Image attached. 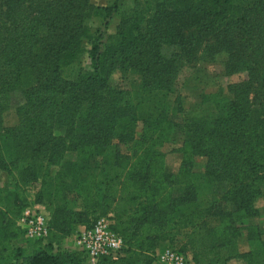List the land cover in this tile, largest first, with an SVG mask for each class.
I'll list each match as a JSON object with an SVG mask.
<instances>
[{
    "label": "trees",
    "instance_id": "obj_1",
    "mask_svg": "<svg viewBox=\"0 0 264 264\" xmlns=\"http://www.w3.org/2000/svg\"><path fill=\"white\" fill-rule=\"evenodd\" d=\"M103 12L112 13L89 0H0V171L16 181L15 191L0 189V258L86 264L79 251L54 252L72 232L67 206L43 205L50 213L46 244L17 226L29 204L26 186L41 189L50 180L55 199L78 203L82 227L111 217L123 249L96 264H155L161 248L190 264H264L260 229L234 224L256 215L253 204L264 193V0H156L150 16L122 19L114 43L101 50L102 36L85 22ZM85 39L91 73L67 80L63 70L77 62ZM219 54L226 75L246 79L227 86L226 95L204 96L206 113L174 101L177 121L159 99L172 92L179 69ZM117 69L136 72L141 85L110 88ZM15 96L17 124L6 129L2 115ZM178 136L180 168L170 173L161 149ZM200 180L225 188L185 212ZM34 198L41 204L39 191ZM242 231L255 250L237 252ZM25 240L32 248L26 256L18 247Z\"/></svg>",
    "mask_w": 264,
    "mask_h": 264
},
{
    "label": "rangeland",
    "instance_id": "obj_2",
    "mask_svg": "<svg viewBox=\"0 0 264 264\" xmlns=\"http://www.w3.org/2000/svg\"><path fill=\"white\" fill-rule=\"evenodd\" d=\"M156 0H89V3L94 7H103L109 8L112 13H101L98 15H93L89 17L85 24L89 29L90 34H100L102 39L100 41V48L104 50V47L112 45L117 36V27L120 24L122 19H125L127 16L137 15L138 17H148L153 11V6ZM83 52L79 56L76 63L65 68L63 70L62 76L67 80H74L79 73V70L83 74H90L92 62L89 58L90 44L87 39L82 42ZM176 50L174 48L168 49L164 52L165 57H170L172 53ZM226 56L224 54H219L215 56L209 62H201L197 64L195 68L182 67L179 69L174 84L172 92L167 98H160V103L167 107L168 111L173 117H176V120L179 121L181 115H175L172 113L173 108H175V102L180 104V107L184 110H189L190 113L198 111L200 113H206L210 111V105L207 108V103H203V97L218 92L223 91V94L226 95V87L241 82L246 79V74H234L226 75L224 73V63ZM139 75L132 71H121L119 69L114 70L108 79V86L110 88H119L124 90H130L132 88H138L141 84ZM20 100L18 97L12 98L11 103L8 108L4 111L2 115L3 127L6 129H11L17 124V117L15 114V106ZM174 106V107H173ZM141 125L137 126L136 129V138L140 136ZM179 136L175 141H169L166 143L161 151L164 155V164L166 169L170 173H175L180 168L181 163V154H180V141ZM73 155H68L65 160H73ZM202 162L198 163L196 166V172H200V167ZM196 185V194L197 201L194 205L183 207L185 212H191L195 208H201L210 203L214 198H216L225 188V185H208L203 181H195ZM54 183L48 180L47 185L43 188H39V185L30 184L26 186L25 197L28 201V207L25 210H36L39 207L47 204L52 208L55 206H67L68 210L73 213L70 216L71 221L73 222L71 226L72 232L70 236H66L60 239L58 242H55L53 245L54 252L57 250L74 252L75 248L74 243H76V237L82 229V225L79 220H76V212L79 211L78 203L74 200H71L69 196L65 199H55L54 196ZM8 188L9 190H16V181L13 175H8L4 171H0V189ZM41 193V204L35 203L34 195L37 192ZM44 207V206H43ZM45 208V207H44ZM253 208L256 211L255 216L243 218L241 221H236V226H256L260 229L262 233V239L264 240V193L255 200ZM24 210V211H25ZM48 219L50 220V213L46 211ZM238 228V227H237ZM1 237V236H0ZM26 242V240H25ZM48 241L43 242L46 244ZM173 242H176L177 246L181 244L182 237L177 236ZM1 244V243H0ZM31 243L26 242L18 244V247L23 250L24 256L29 254L32 251ZM74 246V248L72 247ZM256 245H250L245 241V232L242 231L241 237L236 245V250L239 253L248 252L249 250H255ZM162 249V248H161ZM159 249V250H161ZM39 250V249H38ZM157 250V253H159ZM7 255V254H5ZM27 264L19 258L12 262L10 258H0V264ZM230 264H238L235 261H231Z\"/></svg>",
    "mask_w": 264,
    "mask_h": 264
},
{
    "label": "built area",
    "instance_id": "obj_3",
    "mask_svg": "<svg viewBox=\"0 0 264 264\" xmlns=\"http://www.w3.org/2000/svg\"><path fill=\"white\" fill-rule=\"evenodd\" d=\"M48 215L43 206L36 210H25L17 220V226L28 240L46 242L49 236ZM110 216L97 218L91 227H82L76 237V246L83 253L86 264H96L101 257L116 259L123 249L122 239L111 230ZM155 264H190L183 255L172 249H164L156 254Z\"/></svg>",
    "mask_w": 264,
    "mask_h": 264
},
{
    "label": "crops",
    "instance_id": "obj_4",
    "mask_svg": "<svg viewBox=\"0 0 264 264\" xmlns=\"http://www.w3.org/2000/svg\"><path fill=\"white\" fill-rule=\"evenodd\" d=\"M35 207H39L38 205L37 206H35ZM74 245H75V248H74V246H72L74 249H73V251H79L78 250V248H77V246H76V243H74ZM160 253V252H159ZM189 259H190V256H189Z\"/></svg>",
    "mask_w": 264,
    "mask_h": 264
}]
</instances>
